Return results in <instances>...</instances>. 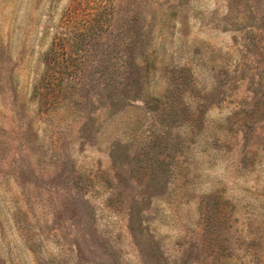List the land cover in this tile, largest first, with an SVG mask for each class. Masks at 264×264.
<instances>
[{"label":"rangeland","instance_id":"obj_1","mask_svg":"<svg viewBox=\"0 0 264 264\" xmlns=\"http://www.w3.org/2000/svg\"><path fill=\"white\" fill-rule=\"evenodd\" d=\"M0 264H264V0H0Z\"/></svg>","mask_w":264,"mask_h":264}]
</instances>
